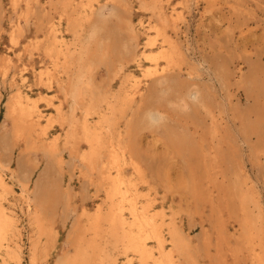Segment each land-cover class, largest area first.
Here are the masks:
<instances>
[{"label":"rangeland","instance_id":"374dc122","mask_svg":"<svg viewBox=\"0 0 264 264\" xmlns=\"http://www.w3.org/2000/svg\"><path fill=\"white\" fill-rule=\"evenodd\" d=\"M23 1L14 4V0H0V60H7L6 66L0 67V145L3 134L11 129L6 101L18 88L38 100L37 105L46 116L53 114L55 105L64 99L56 85L48 89L34 76L38 69L51 65L38 44L59 23L57 0ZM92 5L96 10L101 5L107 12L114 9L99 39L110 60L114 58L122 64L120 74L134 75V82L141 89L142 96L136 94L132 103L135 115L127 151L138 167L133 168L128 160L124 176L133 181L139 204L147 201L152 212L156 209L153 213L158 209L156 220L162 225L166 248L173 245L169 235L173 223L181 241L173 254L181 264H257L258 255L264 259V0H94ZM155 5L165 12L166 35L181 51L174 68L146 76L145 68H151L154 62L133 60L129 49L135 55L154 36L150 25L158 20L151 8ZM61 21L64 29L65 21ZM16 24L22 31L19 44L13 46L8 33ZM162 38L157 35L155 45L146 50H158ZM108 61L96 62L91 70L88 89L95 97L120 87V74L114 75ZM157 64L159 69L166 61L159 59ZM161 74L164 76L158 80ZM179 102L185 106L177 105ZM4 122L7 128L1 125ZM124 128L123 121L118 129ZM51 130L50 137L64 133L57 125ZM8 141L10 145L1 148L0 157L8 161L9 174L15 170L18 178L28 175L31 190L38 181L44 185L53 183L47 214L58 233L56 247L50 251L51 256L44 261L38 259L36 264H55L60 255L73 252L69 234L75 218L83 211H94L100 204L103 211L108 210L105 187H97V175L86 172L68 149L62 152L59 168L55 161L48 162L40 148L30 149L24 142L13 145L11 139ZM12 180L13 190L7 199L16 201L14 197H18L22 187L18 180ZM58 188L70 191L71 204L56 198ZM18 203L19 241L24 254L21 264H29L33 225L25 207L19 200ZM125 214L129 217L127 210ZM245 215L252 223L250 235L242 228ZM148 245L154 247V241L148 239ZM132 260L138 263L135 256Z\"/></svg>","mask_w":264,"mask_h":264},{"label":"bare ground","instance_id":"6f19581e","mask_svg":"<svg viewBox=\"0 0 264 264\" xmlns=\"http://www.w3.org/2000/svg\"><path fill=\"white\" fill-rule=\"evenodd\" d=\"M17 1L14 0V4L15 2L17 4ZM92 1L94 0H57V8H59L60 13L59 23L52 26L39 44L37 43L42 46L43 51L49 57L48 59H50L49 64L51 65L45 68L43 66V70L38 69L34 73V76L39 83H42L48 89L56 85L58 90L63 93L64 99L57 103L55 107L52 105L54 107L53 114L46 116L39 109L37 105L38 100L36 102L32 95L24 93L18 88L6 101V115L11 120V129L6 130L3 134L0 151L1 148L9 147V139H11L13 145L24 142L27 148H40L44 156L48 157L49 163L55 161L59 165V168H61L63 162L62 152L68 149L70 155L80 161L81 165L86 169V172L88 171L91 174L97 175V187L99 189L105 187L106 201L109 202H107L109 204L108 210L103 211L105 209L100 204L95 206L96 209L94 211H83L75 218L69 234L73 252L71 255L63 253L57 258L55 264H135L132 260L134 256L137 258V264H181L176 261L175 255L173 254L180 246L181 241L178 236L180 233H177L172 223V226L170 225L171 227L169 228V235H171L173 247L171 246V248L169 246L170 248H166L165 242L167 241H165V236L161 232L162 225L156 220L158 209L156 213H153L156 209L152 212L147 201H145L147 205L139 204V201H137L139 200L137 199V191L133 187V181L125 178L126 175L124 176V165L127 164L128 160L132 165L134 164L132 153L127 154L129 150V137L132 132L133 116L135 115L132 109V103L136 94L142 96V93L137 81L134 82V75L122 76V64L114 58L110 60L109 53L102 46V41L100 40L102 38V30L107 26L108 17L114 14V9L111 8L107 12L101 5L96 10L92 5ZM28 4L30 5V3ZM151 8L158 17V20L150 25V29L155 32L154 36L149 37L142 45V49L135 55L132 49H129L133 60L139 61L144 59L152 63L154 62L153 67L150 65L151 68H145L146 76L157 74V71L164 74L167 70L174 68L180 55L179 51H181L180 49L178 51L177 45L171 40L172 37L170 38L166 35L165 12L163 13L156 5L151 6ZM170 15L172 16L173 14ZM61 19L65 21L64 29L61 27ZM17 24L10 25L12 28L8 33L13 46L19 44V37L22 31L21 26ZM157 35L163 37L162 46L160 45L161 47L158 50L147 51V47H153L155 45ZM159 59H164L166 64L157 69L156 66L158 65ZM1 60L0 67H5L6 58H2ZM102 60H109V69L114 75L121 73V83L118 90H110V92H105L103 95L95 92L97 96L99 94L98 97H95L91 92L92 90L90 91L88 89V81L93 66L96 62ZM163 76L161 74L158 80H162ZM96 87L98 89L99 86L97 85ZM180 99L183 100L182 98ZM180 99L179 101H181ZM175 103L173 101V104ZM179 104L180 102L177 103V105ZM180 105H184V102ZM128 110H131L130 115H126ZM78 111L80 112L79 116L77 115ZM45 117L46 122L44 123L43 118ZM92 117H95V121L91 120ZM123 121L125 128L124 130H119L118 127ZM1 125L6 126L5 122ZM56 125L64 129V133L55 136L52 134L53 137H50L51 128L56 127ZM6 137H9V139ZM19 167H21V164L18 165V171ZM49 167L52 168V166ZM137 167L134 166L133 168L137 170ZM9 168L8 161L0 157V264H10L12 261L15 264L22 263L24 255L22 249L23 243L21 244L19 241L21 234L16 212L18 206L21 208L18 200L25 207V212L29 215L30 224L33 225L29 238L28 261L29 264H36L38 259L46 260L50 255V251L56 247L54 240L58 233L51 215L47 214V207L50 203L48 195L51 191L50 187H53V183L50 182L49 185H44L45 183L38 181L31 190V186H28L30 181L29 176L24 174L21 178H18L16 176L18 174L15 175V170L11 171V174L8 173ZM8 177L11 178L10 181L12 182H14L12 180L13 178L18 180L22 187V192L19 193L18 197H14L16 201L7 199V194L13 190V184L9 181ZM224 194L226 193L224 192ZM58 197L65 199L69 204L72 203V196L69 190L62 191L58 188L56 190V198ZM54 201L56 200L54 199ZM126 210L128 211L129 217L125 214ZM161 211L163 215L167 216L163 210ZM160 215L162 214L160 213ZM67 216L68 213L66 214ZM241 223L245 234L250 235L249 233L252 232V223L250 225V219L247 215L241 219ZM166 229H168V226ZM148 239L154 241V247L148 245ZM120 255H123V260H121L120 257L122 256ZM257 258V264H264L263 256L258 255Z\"/></svg>","mask_w":264,"mask_h":264}]
</instances>
